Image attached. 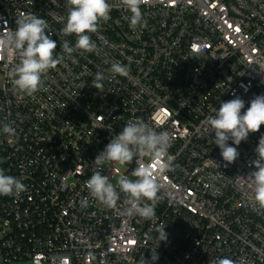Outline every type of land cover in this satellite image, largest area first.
Instances as JSON below:
<instances>
[{"label":"built area","instance_id":"obj_1","mask_svg":"<svg viewBox=\"0 0 264 264\" xmlns=\"http://www.w3.org/2000/svg\"><path fill=\"white\" fill-rule=\"evenodd\" d=\"M67 11V0H0V32L33 13L47 20L59 53L63 40H76L58 35ZM141 12L133 29L130 13L114 6L90 34L97 51L73 53L77 63L66 56L32 96L16 92L7 75L17 58L0 57V168L27 186L19 198L0 196L2 264H140L155 248V264H264V210L245 179L264 125L239 146L228 142L240 156L225 166L205 124L221 102L239 96L243 112L264 94V0H147ZM112 62L129 75L109 73ZM97 71L106 77L102 93L92 87ZM136 118L169 134L175 158V170L158 178L155 223L105 208L84 184L96 169L114 185L134 179L135 159L93 161ZM4 123L17 130L11 143ZM160 224L167 240L158 245Z\"/></svg>","mask_w":264,"mask_h":264},{"label":"clouds","instance_id":"obj_2","mask_svg":"<svg viewBox=\"0 0 264 264\" xmlns=\"http://www.w3.org/2000/svg\"><path fill=\"white\" fill-rule=\"evenodd\" d=\"M146 2L147 0H118V4L114 5L109 0H67L66 20L58 35L68 37L74 34L76 40L74 46L68 40H63L59 53L56 51L57 41L47 32V20L30 12H21L16 17L14 30L6 28L0 32V57L5 54L14 55L18 60L7 73L13 89L32 96L41 90L42 78L49 70L62 64L66 56L77 63L73 53L83 55L97 51L98 45L90 34L96 33L101 23L111 19L110 13L114 6L122 7L130 13V27L135 29L141 26L144 22L141 5ZM108 72L113 76L127 77L130 69L120 62H112ZM105 79V73L97 71L92 87L102 93ZM242 109H245V101L236 96L221 102L219 108H214L213 114L205 120L209 133L215 134L211 142L219 147L225 166L234 163L240 156L238 148L232 145L239 146L242 141H247L250 133L259 132L264 125V94L255 96L247 109L243 112ZM2 132L10 138V143L17 136L16 128L10 123L3 124ZM230 140L232 145L228 143ZM169 144L170 137L166 131H157L141 118L128 120L110 138V142L93 162L96 165L116 162L125 166L135 159L137 167L131 173L134 179L126 175L120 176L114 185L108 175H103L100 169H96L84 181L89 196L107 209H122V215L139 216L155 223V207L161 187L158 178L161 173L174 171L176 168L174 156L168 153ZM254 151L256 158L250 164L255 170L249 172L245 179L252 190L253 203L264 210V135L260 136ZM144 157H149L151 163H143ZM26 191L27 186L20 178L7 174L4 168H0V196L19 198ZM88 204L87 197L81 200L82 208H86ZM165 227V224H160L156 228L158 245L160 241L167 240ZM158 259L155 248L152 249L150 260L143 257L140 264H155ZM209 264H238V261L223 257L210 260Z\"/></svg>","mask_w":264,"mask_h":264},{"label":"rangeland","instance_id":"obj_3","mask_svg":"<svg viewBox=\"0 0 264 264\" xmlns=\"http://www.w3.org/2000/svg\"><path fill=\"white\" fill-rule=\"evenodd\" d=\"M2 236V229L0 228V237ZM0 264H2L1 259H0Z\"/></svg>","mask_w":264,"mask_h":264}]
</instances>
